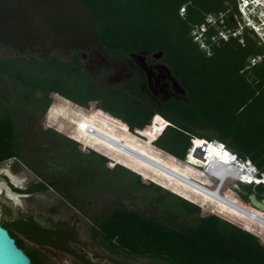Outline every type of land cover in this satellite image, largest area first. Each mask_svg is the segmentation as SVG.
<instances>
[{
  "label": "trees",
  "instance_id": "trees-1",
  "mask_svg": "<svg viewBox=\"0 0 264 264\" xmlns=\"http://www.w3.org/2000/svg\"><path fill=\"white\" fill-rule=\"evenodd\" d=\"M82 1L97 18L99 39L112 56L163 50L186 88V97L153 104L134 80L110 84L96 78L84 67L80 49L68 55L57 51L45 55L0 42V48L10 49L5 54L0 49V89L14 103L11 106L0 94V162L15 157L41 177L26 188L14 189L29 193L53 184L93 221L92 231L111 247L129 253L171 264H264V225L176 179L171 178L170 190L164 188L170 178L165 173L103 146L80 129L88 123L106 130L190 178L193 167L200 169L185 160L193 138L223 141L264 172V42L246 26L240 34L243 42L240 35L222 38L208 54L191 34L192 27L210 12L218 16L223 12L226 26L236 27L238 0ZM184 4L185 14H181ZM209 26L210 36L216 28ZM258 56L252 63L251 58ZM42 96H56L60 103L54 106L67 118L59 126L49 122L53 128L41 129L39 136L30 135L17 116L26 107H48L50 100ZM93 103L90 111L82 109ZM240 183L245 193L236 191L233 196L254 211L249 194L263 197L264 181ZM215 185L207 186L214 189ZM223 186L222 194H231ZM108 190L140 192L165 212L146 215L124 204L93 209L94 197ZM48 209L55 211L57 206ZM0 221L33 264H54L15 217L2 216Z\"/></svg>",
  "mask_w": 264,
  "mask_h": 264
},
{
  "label": "water",
  "instance_id": "water-1",
  "mask_svg": "<svg viewBox=\"0 0 264 264\" xmlns=\"http://www.w3.org/2000/svg\"><path fill=\"white\" fill-rule=\"evenodd\" d=\"M78 30L82 33L90 31L91 34L88 32L84 38L76 37L78 41L72 42L73 33ZM89 41L104 46L99 39L98 20L82 0H0V42L3 44L20 51L30 48L49 52L64 46L83 48ZM131 54L145 65L142 52ZM155 54L162 55L163 50ZM170 76L175 86L184 91L179 81L172 74ZM18 183L22 188L27 187L25 180ZM221 183L215 185L216 191H219ZM16 193L20 196L28 194L17 190ZM249 196L252 205H264V196L259 198L255 192ZM15 222L40 243L68 251L80 264H130L95 249L70 227L31 207L20 209ZM0 264H33L31 256L18 245L1 221Z\"/></svg>",
  "mask_w": 264,
  "mask_h": 264
},
{
  "label": "flooded vegetation",
  "instance_id": "flooded-vegetation-1",
  "mask_svg": "<svg viewBox=\"0 0 264 264\" xmlns=\"http://www.w3.org/2000/svg\"><path fill=\"white\" fill-rule=\"evenodd\" d=\"M86 47H89V49L92 48V50L94 51V53H92L93 56L90 57L91 70L89 69L90 66L84 60L85 56L88 57L91 55L90 52H87L85 50ZM104 48L106 51V55L99 54V51H97V49L92 44L89 45L85 44L83 48H76L81 50L84 67L96 78H101L110 84L111 83L118 84V83H124L126 81L134 80V82L136 81L140 89L143 91L145 95L144 98L146 99V101L153 104L154 103L160 104L162 101H167L173 97L176 98L186 97V88L184 84L178 77L177 73L166 61V58L163 56V54L157 55L155 54L157 52L149 54L148 51H141L143 54L142 60L145 64L143 65L139 62V60L136 59L135 56L131 54L132 52L129 55H122L121 57H118V56H112L106 46H104ZM73 50L75 49L72 48L65 50L64 48H56L49 52H41V53L47 55L52 51H57L61 53L63 52L64 55H68ZM83 52L86 53L85 56L83 55ZM171 74L179 81L180 85L184 87L185 89L184 91L180 90L177 86H175L174 80L170 76ZM0 94L2 97L7 99L9 103H12L10 104L11 106L14 105L13 98L12 99L10 98L11 96L6 92L5 89L1 88ZM36 94L38 97L42 95L41 91H38ZM41 98L43 100L45 99L50 100L48 107L45 108L42 107L37 109L26 107L23 108V112H21L17 116L18 122L21 125L27 127L30 135L36 133L39 136V132L41 131V129L46 130L49 128H53L52 124H50L49 122H53L59 126L62 125L64 119L67 118V116L64 114L62 110H60V108H56L54 106L60 103V100L58 99L59 100L58 102L52 103V99L56 98V96H49V97L42 96ZM34 116L37 117L36 119L37 124L35 123V120L33 118ZM60 118H63L62 119L63 121L60 122ZM36 175L38 177L27 182V185L30 182H36L41 180V177L38 174ZM52 186L54 185L52 184ZM48 187H51V185H48ZM45 189L29 192L27 195L38 193ZM71 218H72L71 220L59 219L56 221H59L65 224L66 226L70 227L81 237L80 231L76 226L77 218L75 217V215H72ZM83 240L89 243L95 249L101 251L102 253L114 259L127 262L130 264H171L159 258L129 253L120 247H111L109 245V242L105 241L101 234L92 231V227L91 230H89L87 233V239L86 240L83 239ZM36 244L40 246L44 251H46L49 256H52L53 254L57 255L64 264H80L74 258V256L71 255L68 251H65L63 249L48 244L40 243L37 241Z\"/></svg>",
  "mask_w": 264,
  "mask_h": 264
},
{
  "label": "rangeland",
  "instance_id": "rangeland-1",
  "mask_svg": "<svg viewBox=\"0 0 264 264\" xmlns=\"http://www.w3.org/2000/svg\"><path fill=\"white\" fill-rule=\"evenodd\" d=\"M263 4H264V0H262V3L256 8V10L259 11L261 9L260 15H263V16H262V19L260 20L264 23V5ZM239 18L242 19L241 16ZM89 44H92L97 49V51H99V54L106 55L104 46L94 41H89L86 43V45H89ZM59 48H64L65 50L72 49V48L76 49L75 47H69V46H64V47H59ZM0 49H1V52L4 54L10 52V49L4 46H1ZM25 50L38 51L36 49H30V48L25 49ZM85 50L91 53L90 56L84 57L85 62L90 66V63H91L90 57L93 56L92 53H94V51L92 50V48L89 49V47H86ZM40 52H43V51H40ZM89 69L91 70V66ZM2 83L3 84L7 83V79H3ZM63 100L71 103L72 106H74V103L72 101H69L66 99H63ZM58 101L59 100L57 98L52 99V103H56ZM92 108H94V103L91 104L88 108L83 107L82 109H84V111H90ZM33 118L35 120V123L37 124L36 122L37 117L34 116ZM62 119L63 118H60V122L63 121ZM86 125H88V123L86 124L83 123L80 129L85 131L84 127ZM101 130L111 135V133L107 132L106 130H103V129ZM142 136L145 137V135H142ZM100 143L103 146L115 152L124 153L110 144H106L104 142H100ZM190 173L192 177L195 178L196 180L206 185H210L212 187L218 182L216 178L207 174L205 172V168H202V167H200V169L193 167ZM166 176L170 177L169 175H166ZM37 177L38 176L36 175V173L30 167H28L24 162H22L21 160L15 157H12L8 160H4L0 162V218H2V216H4L5 218L15 217L20 209L26 208V207H31L37 210L38 212H40L41 214L49 218H52L54 220H59V219L71 220L72 219L71 216L75 215V217L77 218L76 226L78 230L80 231L81 237L86 240L87 233L89 230H91L93 221L88 216L84 215L79 209H77V207L72 205V203L69 201V199L65 195L58 193L55 190L54 186L51 185V187H48L47 189L41 192L33 193V194L25 195V196H20L19 193H16V190L14 189L13 186H20V184L18 183L19 181L25 180L29 182L30 180L37 178ZM171 178L172 177L166 178V186L163 185L164 188L169 189L168 188L169 186L173 187L174 183L171 180ZM144 180L148 181V179H145V178ZM179 187L182 188L183 186L181 185ZM227 188H229L231 192V194H229L228 196L235 200L237 199L233 196V194L236 191H242L245 193V190L242 188V184L236 183L235 181H233L232 178L227 179V181L225 182L223 186V191L227 190ZM94 198L95 200H94V203L92 204L93 209H97L101 207H108L113 204H124L132 208H137L146 215L161 214L165 212L164 211L165 209H163V207L157 206L155 202L150 201V200H145L141 196L140 192L136 193V195L131 194L129 191H125L122 194H116L114 191L108 190V191L100 192ZM52 205L57 206V209L55 211H50L48 209ZM225 208H227L228 210H231L228 207H225ZM231 211L235 214L242 215L233 210ZM255 211H258L259 213L264 215V210L255 209ZM26 240L28 242L33 243L27 238ZM50 258L55 264H64L57 255L53 254L52 256H50Z\"/></svg>",
  "mask_w": 264,
  "mask_h": 264
},
{
  "label": "bare ground",
  "instance_id": "bare-ground-1",
  "mask_svg": "<svg viewBox=\"0 0 264 264\" xmlns=\"http://www.w3.org/2000/svg\"><path fill=\"white\" fill-rule=\"evenodd\" d=\"M264 5V4H263ZM89 32V33H88ZM91 34L90 31H84L83 33L78 31H75L73 34V37L71 38L72 42L78 41L75 39L76 37L84 38L86 35ZM83 131L88 136H90L92 139L98 140L100 142H104L106 144H110L114 146L115 148L119 149L122 152H125L138 160L158 169L159 171L165 173L166 175H169L170 177L180 181L181 183L189 186L190 188L214 199L215 201L221 203L222 205L228 207L229 209L240 213L242 215H245L256 222L264 225V215L259 213L258 211H252L244 206H242L238 201L235 199L229 197L228 195H224L221 192L223 183L227 181L228 177H230L231 174H228L227 171H225L222 167V164L225 160V157L227 158V155L229 154L228 150L224 149L222 145L219 142L216 141H210L205 138H195L193 142V148L190 150V154L188 156L187 162L201 167L205 168V172L212 177L216 178L218 182L222 181L219 191H216L214 188H210L204 183L194 179L190 178L179 171H176L175 169L164 165L163 163L149 157L148 155L138 151L134 147L125 144L124 142L112 137L110 134L97 129L93 127L92 125H86L84 127ZM224 156V157H223ZM234 181L236 183H247L242 180H239L236 178V175L234 174ZM232 176V177H233ZM217 182V183H218ZM250 199V196H249ZM251 202V201H250ZM255 209L258 210H264V205L261 206H254Z\"/></svg>",
  "mask_w": 264,
  "mask_h": 264
},
{
  "label": "built area",
  "instance_id": "built-area-1",
  "mask_svg": "<svg viewBox=\"0 0 264 264\" xmlns=\"http://www.w3.org/2000/svg\"><path fill=\"white\" fill-rule=\"evenodd\" d=\"M261 3L262 0H238V11H236L234 16L238 25L234 28L226 26L224 23L223 12H221L219 16L215 13H208L205 21L197 23L192 27L191 34L193 39L204 51L208 54H212V45L214 43H218L222 38L229 39L231 35L239 36L242 34L244 28L249 26L256 31L264 42V23L260 20L263 15H260L261 9L259 11L256 10ZM180 12L181 14H185V4L180 8ZM240 16L242 19L239 18ZM210 24L214 25L216 32L209 36L208 30ZM239 39L242 42L244 40L242 35L239 36ZM258 58H260V56L252 57L251 62L255 63ZM194 140L195 138H193V142ZM210 141L212 142L213 140ZM214 141L219 142L224 149L226 147L229 149V154L227 155V158L225 157L222 164L223 169L227 171L228 174H231L228 178L234 179L233 175L235 174L237 179L250 184H257L264 181V172L260 173L259 168L250 158L239 156L235 150L228 147L222 141ZM193 146L192 143L186 154V160L188 159L190 150H192Z\"/></svg>",
  "mask_w": 264,
  "mask_h": 264
},
{
  "label": "clouds",
  "instance_id": "clouds-1",
  "mask_svg": "<svg viewBox=\"0 0 264 264\" xmlns=\"http://www.w3.org/2000/svg\"><path fill=\"white\" fill-rule=\"evenodd\" d=\"M223 142V141H222ZM226 150H229L227 147L225 148ZM202 167V166H201Z\"/></svg>",
  "mask_w": 264,
  "mask_h": 264
},
{
  "label": "crops",
  "instance_id": "crops-1",
  "mask_svg": "<svg viewBox=\"0 0 264 264\" xmlns=\"http://www.w3.org/2000/svg\"><path fill=\"white\" fill-rule=\"evenodd\" d=\"M224 157V156H223Z\"/></svg>",
  "mask_w": 264,
  "mask_h": 264
}]
</instances>
